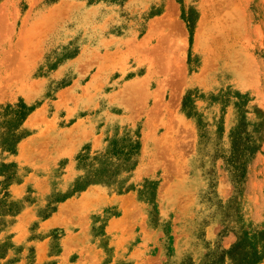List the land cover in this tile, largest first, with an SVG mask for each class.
I'll return each mask as SVG.
<instances>
[{
  "label": "rangeland",
  "instance_id": "obj_1",
  "mask_svg": "<svg viewBox=\"0 0 264 264\" xmlns=\"http://www.w3.org/2000/svg\"><path fill=\"white\" fill-rule=\"evenodd\" d=\"M0 264H264V0H0Z\"/></svg>",
  "mask_w": 264,
  "mask_h": 264
}]
</instances>
